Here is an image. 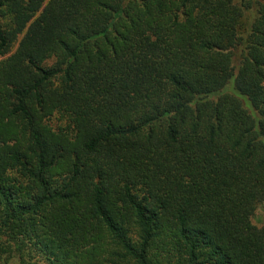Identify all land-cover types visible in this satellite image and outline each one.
<instances>
[{
	"label": "trees",
	"instance_id": "trees-1",
	"mask_svg": "<svg viewBox=\"0 0 264 264\" xmlns=\"http://www.w3.org/2000/svg\"><path fill=\"white\" fill-rule=\"evenodd\" d=\"M264 0H0V264H264Z\"/></svg>",
	"mask_w": 264,
	"mask_h": 264
},
{
	"label": "rangeland",
	"instance_id": "rangeland-1",
	"mask_svg": "<svg viewBox=\"0 0 264 264\" xmlns=\"http://www.w3.org/2000/svg\"><path fill=\"white\" fill-rule=\"evenodd\" d=\"M257 212L255 213L252 222L259 228H264V204L257 208Z\"/></svg>",
	"mask_w": 264,
	"mask_h": 264
}]
</instances>
